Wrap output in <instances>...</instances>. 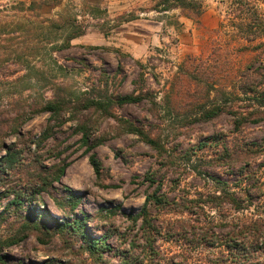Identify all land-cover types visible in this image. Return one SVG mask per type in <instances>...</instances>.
<instances>
[{
  "label": "rangeland",
  "instance_id": "1",
  "mask_svg": "<svg viewBox=\"0 0 264 264\" xmlns=\"http://www.w3.org/2000/svg\"><path fill=\"white\" fill-rule=\"evenodd\" d=\"M20 2L27 6L32 3L33 10L22 8ZM189 2L202 6L204 12L198 23L181 9L162 12L161 0H0V162L8 149L17 146L24 149L23 168L33 166L35 161L48 170L60 164L67 166L55 184L57 196L64 189L74 191L82 198L80 209L86 214L94 216L101 209L116 206L137 214L145 195L153 191L143 182V176L157 168L156 152L137 136L123 133L115 120L94 114L92 139L104 138L96 150L105 167V177L100 181L77 131L81 116L57 119L37 110L57 95L79 104L85 97L132 94L135 82L144 73V87L153 92L162 121L152 117L149 101L114 112L119 118L161 127L168 148L178 160L161 175L164 191L175 197L203 190L205 182L199 172L208 165L205 160L211 161L209 170L215 178L233 182L241 166L228 168L217 158L223 148L261 144L264 120L238 131L232 113L211 120L200 118V114L213 106L215 96L217 104L226 102L231 110L245 115L257 108L255 97L244 89L250 79L258 95L264 94V37L254 42L243 38L240 27L245 24L235 15L239 14L234 13L238 5L233 0ZM252 2L260 7L264 18V0ZM197 11L186 10L190 16ZM46 20L66 28H50ZM80 31L70 48L58 49L69 34ZM48 128L53 136L39 147V138ZM205 141L208 147L201 148ZM58 153L60 158L56 157ZM187 153L192 158L189 162ZM251 166L264 188V156ZM22 170L13 173L0 190V254L8 256L12 264L50 260L91 264L87 253H73L79 245L68 249L59 233L34 231L29 224L33 217L26 220L14 209L5 211L14 200V192L29 186ZM210 186L217 187L214 182ZM23 202L41 211L45 220V210L65 220L48 194ZM258 206L264 203H255L251 211ZM103 223L122 230L129 225L121 217ZM24 234H28L24 241L3 247Z\"/></svg>",
  "mask_w": 264,
  "mask_h": 264
},
{
  "label": "trees",
  "instance_id": "2",
  "mask_svg": "<svg viewBox=\"0 0 264 264\" xmlns=\"http://www.w3.org/2000/svg\"><path fill=\"white\" fill-rule=\"evenodd\" d=\"M233 3L238 5L234 13L239 14L235 15H239V19L245 24L240 27L243 38L248 42L262 40L264 18L260 7L252 0H233ZM32 5L31 3L27 6L20 2L22 8L30 10H33ZM160 5L162 12L181 9L186 17L195 19L197 23L204 12L201 5L190 3L189 0H161ZM187 9L198 11L194 16H190L186 12ZM46 23L50 28H66L64 24L53 20H46ZM81 34L82 31L72 32L58 49L70 48L71 41ZM144 77L145 74L141 73L135 82L136 90L129 95L85 97L79 104L57 95L37 110V113H47L57 119L70 115L74 120L81 116L77 121V131L82 135V145L86 147L89 162L100 181L105 177V167L96 150L103 145L104 138L92 139L94 114L100 115L102 119L115 120L123 133L137 136L156 152L157 168L143 176V182L148 183L153 191L145 195L144 203L137 214L126 213L120 206L101 209L94 216L86 214L80 209L82 198L74 191L64 189V193L57 196L55 184L60 182L67 166L60 164L48 170L43 163L35 161L32 167L23 168L24 149L19 150L17 146L8 149L0 162V190L20 168L23 169V180L29 186L25 185L24 190L14 192V200L8 204L5 211L14 209L19 218L25 217L26 220L33 217L29 224L34 231L44 232L45 235H51L52 230L59 233L68 249L79 245L78 250L73 253H87L91 264H264V206H258L251 211L255 203H264V188L260 186L262 179L258 172L252 171L251 166L253 161H258L264 156V140L261 144L252 143L234 150L223 148L217 161H221L228 168L241 166V172L233 182L215 178L209 170L211 161L205 160L208 165L199 172L205 182L203 190L170 197L164 191L165 181L161 175L170 171L178 160L176 153L168 148L161 127L119 118L114 112L117 108L149 101L153 105L150 110L152 117L162 121L160 112L156 110L157 103L153 100V92L144 87ZM244 90L252 94L255 97L254 102H257V108L249 114L231 110L232 107H228L226 102L217 104L219 100L218 96H215L213 106L204 108L200 118L211 120L224 113H232L236 116L238 131L247 124H259L264 120V94L258 95V90L250 79L247 80V88ZM52 136V130L46 129L39 138L38 146L43 145ZM208 143L205 141L199 146L208 147ZM56 157L60 158V154ZM186 157L188 162L192 160L188 153ZM210 182H214L217 187L212 188ZM44 193L48 194L59 211L64 213V221L53 217L47 210L43 212L45 220L41 211H34L31 204L27 206L23 202V199L36 201L37 197ZM2 217L3 214L0 219ZM117 217L125 219L129 224L124 230L114 224L103 223V220L115 221ZM92 223H96L94 228ZM94 230L101 234H94ZM27 235L5 242L3 247L20 243L28 237ZM39 241L45 242L43 238ZM12 263L8 256L0 254V264ZM41 264L63 263L50 260Z\"/></svg>",
  "mask_w": 264,
  "mask_h": 264
}]
</instances>
